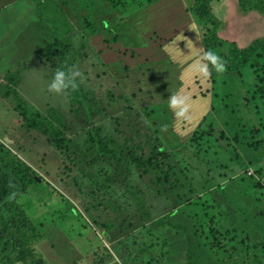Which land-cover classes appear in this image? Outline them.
Segmentation results:
<instances>
[{"label":"rangeland","instance_id":"rangeland-1","mask_svg":"<svg viewBox=\"0 0 264 264\" xmlns=\"http://www.w3.org/2000/svg\"><path fill=\"white\" fill-rule=\"evenodd\" d=\"M37 4L0 1V143L40 177L25 197L43 235L37 254L47 264H103L110 254L123 264H188L189 253L198 264H264V176L257 172L264 147L234 139L239 117L251 125L259 117L246 105L240 78L211 65L207 77L198 71L205 29L189 14L193 0H154L135 11L106 0H43L40 12L69 31L64 61L55 49L47 52L50 32L34 15ZM211 8L221 23L219 38L239 49L264 38V16L241 12L239 0H218ZM73 66L82 73L78 84L90 120L68 91L48 92L54 71ZM7 87L35 110L54 109L64 118L77 160L69 163L42 132L21 124ZM172 95L187 104L186 117L169 107ZM91 123L143 160L161 145L167 168L88 159ZM211 123L201 140L198 127ZM192 138L203 154H196ZM200 196L203 202L179 208Z\"/></svg>","mask_w":264,"mask_h":264},{"label":"trees","instance_id":"trees-1","mask_svg":"<svg viewBox=\"0 0 264 264\" xmlns=\"http://www.w3.org/2000/svg\"><path fill=\"white\" fill-rule=\"evenodd\" d=\"M106 1L112 7L128 11L145 8L154 2V0ZM216 1L218 0H193L189 14L199 26L205 29L202 39L204 54L214 50L224 62L225 71L223 73L237 76L241 82L247 85L246 105L252 103L254 114L259 117V120H256V124L252 125L248 122L249 119L245 120L239 117L235 122L239 132H234V139L237 137L236 141H244L247 147L253 149L259 148L257 147L259 145L264 147V38H256L242 49H239L234 43L219 38L218 31L221 23L215 17L211 8ZM42 3L43 0H38L35 14L41 25L47 27L50 32L51 43L47 48V52H50L51 48L55 49V53L61 61H64L70 55L69 31L67 29L60 31L55 21H51L40 12L41 7H43ZM239 8L241 12L256 11L261 16H264V1L262 0H239ZM67 91L70 103L78 105V110L83 111L87 120L92 119L91 109L88 104L89 99L81 85L79 84L76 90L69 89ZM217 94L214 91L213 96L216 97ZM5 95H11L13 110L24 127L29 130L42 132L51 147L65 156L69 163L77 160L74 143L65 134L64 118L56 110L50 109L47 114H43L28 104L16 90H11L10 88L7 89ZM233 110L231 109L229 112L234 113L235 111L233 112ZM90 125L91 127L88 129L85 139V144H88L89 147L86 149V153L84 152L88 159L102 157L108 162L107 160L115 158L122 164L132 162L137 166H148L149 169L154 168L161 172L167 168L168 155L161 145L157 146L154 157L143 160L139 157L137 158L129 150L124 153V149L121 146H115L113 140L102 137L99 131L94 129L92 123ZM205 128L198 127L201 140L204 138L207 140L213 124L211 123ZM193 138L190 144L195 149L194 143L197 140L195 141ZM111 144H113V147H111ZM198 147L196 148V154L202 153ZM214 162L216 163L217 161ZM204 163L205 165L211 164L210 161H204ZM257 172L264 176V167L257 169ZM39 180L40 177L37 176L32 168L7 149L4 144L0 143V264H47L34 249V245L43 239V235L33 222V211L30 210L31 214H29L25 206L27 205L28 208L29 206L32 207L30 200L26 199L25 202V197L31 193L34 187L40 185ZM261 188L263 187L261 186ZM201 198V196L195 197V201L189 199L187 203L191 204L188 207H184V203H180L179 208L188 210L191 206L194 207L196 202H203L204 200ZM186 218L193 221L189 214H187ZM190 254L192 253L187 254L188 264H198L197 260ZM107 257L103 264H123L122 260L117 261L111 254L107 255Z\"/></svg>","mask_w":264,"mask_h":264},{"label":"clouds","instance_id":"clouds-1","mask_svg":"<svg viewBox=\"0 0 264 264\" xmlns=\"http://www.w3.org/2000/svg\"><path fill=\"white\" fill-rule=\"evenodd\" d=\"M209 65L213 66L217 73L225 71L224 62L214 50L206 52L200 63L198 71L205 77L209 75ZM79 78H82V73L76 66L68 70L57 69L48 84V92L55 95H63L69 89L76 90L79 86ZM169 107L175 110V115L178 118L186 117L188 112L187 104L178 95H172L169 98Z\"/></svg>","mask_w":264,"mask_h":264},{"label":"crops","instance_id":"crops-1","mask_svg":"<svg viewBox=\"0 0 264 264\" xmlns=\"http://www.w3.org/2000/svg\"><path fill=\"white\" fill-rule=\"evenodd\" d=\"M0 1H3V0H0ZM34 15H35V13H34ZM31 22H36V19H35V17L33 16V20H31Z\"/></svg>","mask_w":264,"mask_h":264}]
</instances>
